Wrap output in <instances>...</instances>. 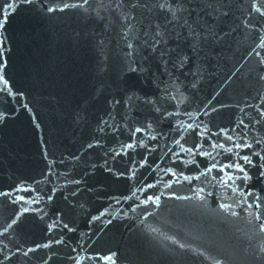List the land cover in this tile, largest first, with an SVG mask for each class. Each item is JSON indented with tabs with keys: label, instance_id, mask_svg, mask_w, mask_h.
Listing matches in <instances>:
<instances>
[{
	"label": "water",
	"instance_id": "obj_1",
	"mask_svg": "<svg viewBox=\"0 0 264 264\" xmlns=\"http://www.w3.org/2000/svg\"><path fill=\"white\" fill-rule=\"evenodd\" d=\"M252 2L186 0L191 15L185 11L171 23L156 8L113 10L95 2L88 11L44 10L45 3L61 7V0L5 9L12 15L0 30L6 37L0 56V193H8L0 195V264H264V201L259 209L248 208L209 182L211 176L193 186L172 182L169 189L171 178L163 171L182 170L190 159L207 166L192 153H180L184 163L173 165L171 153L179 152L174 139L185 147L204 143L203 150L215 156L211 141L191 129L181 138L173 130L177 123L230 129L236 137L243 131L247 143L260 141L252 151L264 148V16ZM184 19L201 33L200 25L211 30L195 50ZM157 24L166 43L153 52ZM180 57H187L183 65ZM240 120L247 129L237 126ZM148 123L152 129L136 137L152 151L138 143L122 151L129 132ZM145 157L146 166L133 163ZM253 162L261 163L258 157ZM193 169L188 164L185 174ZM251 174L252 191L264 197V180L255 168ZM157 181L155 188L137 190ZM200 187L206 198L193 195ZM153 194L161 196L158 205L142 203ZM219 203L232 207L225 211ZM54 240L62 243L35 247Z\"/></svg>",
	"mask_w": 264,
	"mask_h": 264
},
{
	"label": "snow or ice",
	"instance_id": "obj_2",
	"mask_svg": "<svg viewBox=\"0 0 264 264\" xmlns=\"http://www.w3.org/2000/svg\"><path fill=\"white\" fill-rule=\"evenodd\" d=\"M93 2H95L100 8H104L107 4L113 10H122L125 7H128L129 9L149 8V10H151L152 8H156L170 17V19L167 21L168 23H171L172 21H179L181 19V14L185 11H188L189 15H191V11L185 8L186 0H130V2H128V0H76V2L74 3H67L61 0V7L48 6L47 3H45L44 10L47 13L63 12L68 8L84 9L85 11H88L91 8V4ZM19 3L31 4L33 3V0H4V2L0 4V30H2L3 26L7 23L8 17L12 15V12H5V9L12 8L14 11V6L18 7ZM208 7H211V4H209ZM251 8L261 16H264V11H261V8H264V0H253V2L251 3ZM224 15H227V13L225 12ZM128 18V14L125 13L124 19L127 20ZM197 19L199 20V17H197ZM183 27L187 28L186 39L191 40V47L194 50L200 45L202 39H207V37L212 34L211 30L207 29L205 25H200V27H205V32L201 33L197 28H194L193 25L189 24L187 19H184ZM165 36L166 33L162 31L160 25L157 24L155 33L151 37L150 43V47L152 48L153 52L157 50V46L161 45L162 42L166 43ZM5 39L6 37L0 36V56L3 55L2 49ZM128 47L131 49L134 47V45L132 43H129ZM160 54L162 57L166 55V53L163 51H161ZM186 59L187 57H180L181 65H183ZM262 63H264V61H262ZM0 67H3V64H0ZM132 70L135 71L136 69L134 68ZM260 79L264 80V75H261ZM0 80H3L2 76H0ZM130 100L131 98H129L128 102H130ZM144 102L149 104L153 103V101L150 99H147ZM116 103H120V101H116ZM155 111L160 112L161 110L157 107L155 108ZM213 111H215V109H213ZM204 114L207 115L208 113L205 112ZM173 115H175V113H165V116ZM261 115H264V113H261ZM101 123H104V121H102ZM257 123H259V121H257ZM241 125L244 129L248 128V125L245 124L243 120H240L237 126L239 127ZM200 127V124H188L185 126L183 124L177 123L174 126L173 130L178 132L181 138H183L184 132L191 129L193 130L194 134L200 138V140L205 141L206 143L208 141H211L207 144V146L215 151V156L213 155V151L203 150L205 147L204 143L197 142L194 143L192 147H185L183 144H181L179 139H174L172 142L179 147V152L171 153V155L176 158V160L173 161V165H175L176 161H180L182 164L184 163L182 157L180 156V153H192L194 156L204 157L207 161V166L201 167L196 159H190L188 161V164L195 165V169L192 170L193 174L188 175L185 174V170L188 168V164H184V169L182 170H178L175 166L168 167L163 171L165 172L166 176H169L171 178V182L166 184L165 187L170 189L172 186V182L180 183L181 180L187 182L190 186H193V181H200L201 178L208 180L209 176H211V180L209 182L216 181L218 184L230 190L235 196L240 197L241 200L247 204L248 208L255 207L256 209H259L261 207V201H264V197H261L259 194H255L252 191V186L249 184V182L253 180V175L251 174V170L253 168L256 169L259 179L264 180V154H262L264 153V148H262L260 151H252L254 144L259 145L260 141L254 139L253 143H247L245 141V136L247 135V133L243 131L241 132L239 137H236L229 134L230 129L221 128L218 132H211V130L207 127H204L203 130H198L200 129ZM151 129V123L132 129L129 132L130 142L121 145L122 151L134 149L137 146V143L141 148L152 151V149H149L148 145L144 142L143 138H140L139 141H137L136 137L137 133H144ZM100 131H103V128H101ZM221 136L222 139H220ZM156 139V136L150 137V140L152 141ZM97 143L99 142L97 141ZM92 146L93 145H89V147ZM245 149H248L249 151L245 153ZM216 156H221L223 157V159L217 160ZM253 157H258L261 163L258 165L254 164ZM133 163L137 164L138 167H144L148 164V160L147 157H145L138 162L133 161ZM129 171H131V169H129ZM213 173H215V175H212ZM120 175H124V173H121ZM132 176H135V172H132ZM160 182L161 181H157L156 183H145L143 187L138 188L137 190L144 192L146 189L157 187ZM75 183H79V181H75ZM241 185H244L245 187H241ZM204 192V187H200L196 191H194L193 195L198 199L206 198L203 196ZM0 195L7 196L8 193H0ZM208 195H212V193H208ZM173 196H175L174 193ZM176 198L190 199V197ZM19 199H23V197H20ZM48 199L51 200L52 197L49 196ZM160 200V195L153 194L148 195L142 203L147 204L149 202H152L158 205ZM249 200H251L252 202L248 203ZM218 206L220 209H224L225 211H228L232 207V205L226 203H219ZM24 211H28V209H24ZM103 214L104 213H101V216ZM232 214L236 215L235 212H233ZM17 215L19 216L20 213H17ZM93 219H99V217H93ZM256 219H259V216H257ZM13 223H15V221H13ZM58 225L59 222L50 225L48 229L49 232H51L52 229L54 227H57ZM63 228L67 229L68 231H72V229H70L67 224H63ZM259 230L261 232H264V224L259 225ZM51 243L60 244L62 243V240L50 241L49 243L43 245L37 244L35 247L48 248ZM181 247L184 246L181 245ZM32 251H35V249H28V252ZM73 251H75V249H73ZM261 251L264 252V247L261 248ZM24 254L27 255V252H25ZM114 255L115 253H112L108 256H104L103 259L110 260ZM76 264H80V261L76 260ZM214 264H220V261L217 260L214 262Z\"/></svg>",
	"mask_w": 264,
	"mask_h": 264
}]
</instances>
